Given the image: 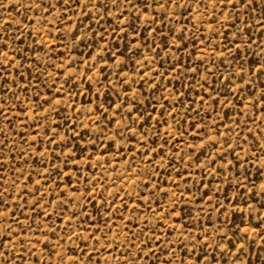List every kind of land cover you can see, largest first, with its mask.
<instances>
[{
	"label": "rangeland",
	"instance_id": "obj_1",
	"mask_svg": "<svg viewBox=\"0 0 264 264\" xmlns=\"http://www.w3.org/2000/svg\"><path fill=\"white\" fill-rule=\"evenodd\" d=\"M234 3L0 0V264H264V0Z\"/></svg>",
	"mask_w": 264,
	"mask_h": 264
},
{
	"label": "snow or ice",
	"instance_id": "obj_2",
	"mask_svg": "<svg viewBox=\"0 0 264 264\" xmlns=\"http://www.w3.org/2000/svg\"><path fill=\"white\" fill-rule=\"evenodd\" d=\"M114 2H115V0H114ZM166 2H169V0H159V3L161 4V6H163V3H166ZM171 2H174V0H171ZM228 2L233 3L235 6L234 0H228ZM242 2L244 3L245 7H247V6L252 4L253 0H242ZM0 54L6 55L5 53H0ZM193 71H195V70H193ZM255 71H261V70L260 69L254 70V74H255ZM257 103H258V101H257ZM0 108H2V106H0ZM0 115H3L2 111H0ZM0 196H2V193H0ZM245 203H247V201H245ZM238 211H242V209H238ZM241 231L246 232L247 229H241ZM201 239L203 240V238H201ZM262 239H264V237H262ZM240 247L243 248V245H241ZM213 258H215V257H213ZM198 259L204 260L205 256L201 255L198 257ZM169 264H171V261H169Z\"/></svg>",
	"mask_w": 264,
	"mask_h": 264
}]
</instances>
